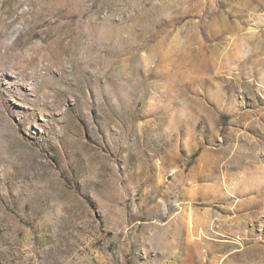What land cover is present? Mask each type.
I'll list each match as a JSON object with an SVG mask.
<instances>
[{
	"label": "rangeland",
	"instance_id": "rangeland-1",
	"mask_svg": "<svg viewBox=\"0 0 264 264\" xmlns=\"http://www.w3.org/2000/svg\"><path fill=\"white\" fill-rule=\"evenodd\" d=\"M0 264H264V0H0Z\"/></svg>",
	"mask_w": 264,
	"mask_h": 264
}]
</instances>
